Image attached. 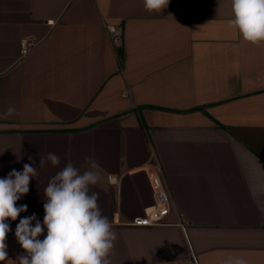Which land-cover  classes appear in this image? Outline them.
I'll list each match as a JSON object with an SVG mask.
<instances>
[{"label": "crops", "instance_id": "crops-1", "mask_svg": "<svg viewBox=\"0 0 264 264\" xmlns=\"http://www.w3.org/2000/svg\"><path fill=\"white\" fill-rule=\"evenodd\" d=\"M231 19V0H0V112L16 109L0 119V178L29 155L39 174L0 264L26 254L15 229L43 224L49 179L86 156L117 234L111 264H185L190 247L201 264H264V43ZM49 152L59 166L39 167ZM155 166L166 223L123 224L154 204Z\"/></svg>", "mask_w": 264, "mask_h": 264}, {"label": "clouds", "instance_id": "clouds-1", "mask_svg": "<svg viewBox=\"0 0 264 264\" xmlns=\"http://www.w3.org/2000/svg\"><path fill=\"white\" fill-rule=\"evenodd\" d=\"M143 3L147 11H160L167 8L169 0H143ZM231 12L230 24L244 41L253 45L264 43V0H231ZM15 111L9 106L0 112V119ZM28 160L22 171L12 169L0 178V262L7 259L5 241L11 230L5 221H15L27 212V205L17 206V201L28 194L30 180L39 178L37 167L33 166L35 160L31 155ZM46 161L58 167L60 156L51 152L40 155L39 167H44ZM99 168L93 157L86 156L80 168L68 162L49 179L44 188L43 224L32 214L21 218L16 226L15 237L26 253L17 257V264H111L109 254L117 234L99 206V192L90 187L100 180ZM45 229L44 239H38ZM228 264L246 262L235 259Z\"/></svg>", "mask_w": 264, "mask_h": 264}, {"label": "built area", "instance_id": "built-area-1", "mask_svg": "<svg viewBox=\"0 0 264 264\" xmlns=\"http://www.w3.org/2000/svg\"><path fill=\"white\" fill-rule=\"evenodd\" d=\"M111 30L114 31V28L111 27ZM117 40L118 38L115 37L114 41ZM27 46L28 43L24 41L22 43L21 49L23 54L27 52ZM149 179L155 195L154 204L146 208L144 215L135 217L130 223L122 222L123 224L153 226L166 223L167 216L170 211L171 199L161 177L160 170L157 166L152 167L149 170ZM116 221L118 222L119 220ZM185 264H201L196 252L192 249V247L189 249V256Z\"/></svg>", "mask_w": 264, "mask_h": 264}]
</instances>
